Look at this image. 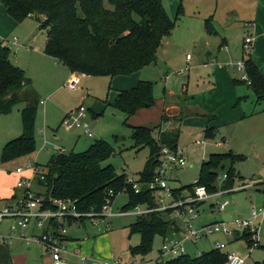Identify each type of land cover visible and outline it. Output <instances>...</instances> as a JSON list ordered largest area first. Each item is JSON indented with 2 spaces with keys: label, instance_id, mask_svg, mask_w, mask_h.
I'll return each instance as SVG.
<instances>
[{
  "label": "rangeland",
  "instance_id": "rangeland-1",
  "mask_svg": "<svg viewBox=\"0 0 264 264\" xmlns=\"http://www.w3.org/2000/svg\"><path fill=\"white\" fill-rule=\"evenodd\" d=\"M163 2L168 14L174 19L176 15L171 5L167 0ZM247 23L250 22L248 20L241 22L242 30L240 31L225 29L230 43V51L226 57L228 62L224 64L225 66L249 57L254 59L253 46L250 50L244 49L245 38L248 35L251 36L249 29L245 27ZM223 31L224 28L221 31L222 34H224ZM21 34L31 40L28 44L29 49L11 44L9 47L13 64L25 72L39 101L34 120L36 150L9 163L2 162L4 147L10 141L21 137L24 132L23 112L27 104L21 102L11 113L0 115V197L10 198L9 195L17 181L15 172L18 168L25 167L28 161L37 163L42 170H45L57 148L65 147L67 152L79 154L86 152L96 141H104L113 149V155L106 162L107 164L113 165L119 174L126 173L129 179L140 182V174L150 157V149L137 146L131 127H158L162 113L160 100L164 97V91L172 90L177 95L183 96L182 86L188 79L187 96L189 99L191 97V104L200 105L209 110L214 103H217L218 106L211 111L220 116V122H218L216 137L206 140L201 137L203 134L197 137L201 132L200 128H196L197 122L194 120L183 122L179 146L183 150L182 154L187 160V166L173 167L168 170L166 178L169 187L178 189L195 184L200 178L203 162L207 161L211 154L232 150L239 154L237 156L242 155L243 159L233 162L236 156L233 154L232 158L225 159V168L220 169L219 174L227 173L232 166L235 170L234 187L243 184L250 187L219 198L220 202L226 199L230 201V205L223 212L218 210L216 199L199 206L198 218L194 222L195 227L224 222L231 225V230H236L232 222L236 219L249 220L253 207H264V102L256 103V95L247 84L233 83L237 79L242 81L243 76L233 68H225L228 75L232 77L230 82L225 77L219 78L218 88L207 90L213 83L212 61L215 59L220 64L226 60L220 58L218 61L215 58L217 49L215 52L211 49L209 56L203 52V39H205L203 31L193 34L188 33L185 27L176 28L170 37L164 38L158 51L156 65L145 68L140 74L127 77L116 76L111 79L101 76L85 78L79 76L82 82L75 89H69L66 86L73 80L71 71L42 55L47 32L40 30L35 20L23 21L17 31L10 30L5 25L0 26V43L8 44L6 41H11L14 37L20 39ZM195 44H198L200 49L195 48ZM188 55L190 59L187 58ZM261 67L264 69V62L261 63ZM141 80L153 82V96L156 102L151 108L139 110L128 119L116 107L118 91L131 90ZM235 96L236 100L231 105V100H234ZM219 100L221 102H218ZM43 101L45 104L42 105ZM80 106L86 110L82 122L86 123L94 134L92 139L87 138L82 130L69 129L64 124L67 115L79 109ZM155 132L157 134V130ZM197 139L205 140L207 146H197L195 144ZM216 142H222L223 145L216 147ZM147 184L141 185L140 188L147 187L149 185ZM30 189L35 195L46 193L37 179L30 183ZM21 194H23L22 190L14 199H19ZM9 201L6 200L0 205H5ZM128 202L129 196L123 191L115 198L111 209L115 213L119 212ZM211 205L215 207L211 208ZM139 208L144 209L143 206ZM171 217L173 218L174 215ZM136 218L135 215L114 218L111 220L112 227L108 231L105 229L106 222L103 218L86 219L84 225L80 224L79 234L72 228L68 229L71 235L80 239L77 241L79 244L77 249L83 256L92 260V264H106L118 260H121L122 264H156L157 261L173 258L162 255L164 242L161 235L154 237L152 251L149 254L132 253V248L140 244V236L131 233V225L135 223ZM12 222L11 219H6L2 225L5 227ZM256 226L259 229V247L248 246L245 240L236 241L235 238L216 234L200 240L196 245L189 246L188 254L196 257L211 251L215 243H224L228 245L226 251L237 253L245 260V264H264V218L257 221ZM172 237V231L168 232L166 241H170ZM22 250L24 251L25 248ZM10 261L2 259L0 264H11Z\"/></svg>",
  "mask_w": 264,
  "mask_h": 264
},
{
  "label": "trees",
  "instance_id": "trees-1",
  "mask_svg": "<svg viewBox=\"0 0 264 264\" xmlns=\"http://www.w3.org/2000/svg\"><path fill=\"white\" fill-rule=\"evenodd\" d=\"M0 3L18 23L33 18L40 29L47 32L46 55L72 73L93 77L131 76L156 64L164 38L170 37L176 26V19L170 17L162 0H0ZM244 62L250 84L239 81L254 91L258 103H263L264 77L251 57L244 59ZM28 84L31 83L25 72L11 60V49L0 43V115L11 113L21 102L27 104L23 112V135L4 147L3 163L36 150L34 120L39 101L35 104L28 92L20 93ZM153 88L152 82L140 81L131 90L120 92L116 107L128 119L139 110L151 108L155 103ZM168 120L164 115L162 124L157 127V139L154 137L156 128L131 127L137 146L150 149V157L140 174L141 185L153 182L160 163L161 145L172 150L178 148L180 131L164 132L161 129ZM112 155L113 149L106 142L96 141L84 153L67 152L52 156L43 170L44 179L37 178L45 188L46 193L42 195L45 204H52L53 200H71L82 213H98L109 199L110 191L115 194L111 198L113 201L125 191L129 202L122 212H131L139 206L155 208V196L148 186H143L137 193L128 184L126 173L119 174L113 165L106 163ZM232 155L211 154L203 162L198 181L210 193L216 191L220 169L225 168V161ZM242 159V156L236 155L233 162ZM225 174L227 180L224 187H234L235 170L232 166ZM184 190L192 191V185L173 189L175 193ZM171 216V211L137 216L131 225V233L140 236V244L132 248V253L147 255L152 251L156 235H161L165 242L168 232H178L177 223ZM235 239L245 240L248 246H252L248 232L237 235ZM226 262L225 253L213 248L196 257L185 254L157 261L156 264Z\"/></svg>",
  "mask_w": 264,
  "mask_h": 264
},
{
  "label": "built area",
  "instance_id": "built-area-1",
  "mask_svg": "<svg viewBox=\"0 0 264 264\" xmlns=\"http://www.w3.org/2000/svg\"><path fill=\"white\" fill-rule=\"evenodd\" d=\"M252 43L253 39L247 37L244 41V49L250 50ZM187 58L190 59V56L188 55ZM227 68H233L238 73L243 74L242 81L250 84L244 60L237 63H229L227 64ZM67 86L69 89L77 88L79 86L78 79L73 78ZM41 103L44 104V102ZM85 112V108L80 106L79 109L67 115L64 124L69 129L82 130L87 138L92 139L94 138V134L89 130L88 125L82 122L85 118ZM205 140L198 139L196 143L198 145H206ZM215 144L217 146L222 145V142H216ZM65 153H67V150L63 147L55 150V155ZM182 153L183 151L179 147L176 150H172L166 145H161L160 163L156 169L153 182L148 185V188L153 191L155 196V203L157 205L155 208L140 209L137 207L131 212L119 211L116 213L111 209L114 202L111 198L115 195L113 191L109 192V199H107L102 210L98 213H82L71 200H53L52 204L46 205L45 198L42 195L33 194L30 189V183L34 179L38 177L42 180L44 179L43 170L38 164L29 161L25 167L16 170V173L19 175H23L26 171L32 173V178L21 177L16 185L19 190L23 191V194H21L19 199H14V201L0 210V224L6 219L14 220V224L10 228V234L3 236L0 234V242L10 244L13 238H20L27 244H41L45 248L46 253L51 257L53 264H70L71 256L78 257L79 264H89L88 258L83 256L80 250L72 253L69 249L70 231L68 228L77 230L86 219L103 218L106 222L105 229L108 231L112 227L111 220L117 217L127 215L142 216L153 212L171 211L179 231L173 232L172 235H175V237L163 243L161 251L163 256L176 258L188 254L189 245H196L200 240L216 234H221L227 238H235L237 235L248 232L251 237L252 246H259V229L256 226V222L264 218V207H253L249 220L236 219L232 222V225L236 226V230H231V225L224 222H215L198 228L195 227L194 222L198 218V208L201 204L216 199L218 210L223 212L230 205V201L226 199L220 202L219 198L245 190L250 186L243 184L238 187L225 188L224 183L227 180V174H219L217 177V189L212 193L204 185H201L199 181L192 185V191L184 190L175 193L169 187L166 176L168 170L173 167L183 168L187 166V160ZM127 182L133 186L137 193L140 192L141 184L138 181L128 178ZM214 207L215 205H211V208ZM32 228L40 231V234L29 235L28 231ZM227 248L228 245L224 243L214 244V249L225 253L226 264H245L243 258L233 251H226ZM106 264L122 263L118 260Z\"/></svg>",
  "mask_w": 264,
  "mask_h": 264
},
{
  "label": "crops",
  "instance_id": "crops-1",
  "mask_svg": "<svg viewBox=\"0 0 264 264\" xmlns=\"http://www.w3.org/2000/svg\"><path fill=\"white\" fill-rule=\"evenodd\" d=\"M167 1L171 5L172 10L174 14L176 15L174 18L176 19V26L173 32L175 31L176 28L179 29L181 27H185L188 33L192 32L193 34L195 32L199 33L200 31H203L205 33V36H204L205 39L202 38L204 40L203 52L207 53V55L209 56V54L211 55L210 53L211 49L214 52L217 49L215 58L218 61L220 60V58H223L222 60H226L220 64L216 62L215 59L212 61L211 79L213 83H211L212 87L207 88L208 91H211L213 89L216 90L218 88V86L220 85L219 78L225 77V79L228 82H230L229 80L232 77L228 75V72L225 69L227 65L226 66L224 65L228 62L226 57L230 51V43L227 39L228 35H226L227 31H225V29H230V31L231 30L240 31L242 30L241 22H245V20H248L250 23H252V24L247 23L249 25L246 24L245 26L246 28L249 29V33L251 34V36L248 35L247 37H251L253 39V43H252V46H253L252 56L254 58L253 61L264 77V69L261 67V63L264 62V0H167ZM1 6H0V20H1L0 26L5 25V27H8L10 30L14 29V31H17L20 27V23H18L11 16H9L5 7L1 8ZM28 19H31L33 21L35 20L33 18H28ZM35 22L37 21L35 20ZM37 25L39 26L38 22H37ZM207 27H209L210 30H208ZM245 27H243V29ZM223 28H224V31H223L224 34H222L221 32ZM30 41H31L30 39H27L26 36L21 34L20 39L17 37H14L11 41L7 40L6 42H8V44H5V45L9 47V44H11L12 46H15V47H23V48L25 47L29 49L28 44L30 43ZM46 41H47V34H46ZM46 41H45V45H46ZM194 46L195 48L200 49V46L198 44H195ZM44 49H45V46L43 48V53H42L44 57H46L47 59L51 61H54L55 63H58L59 65H62L59 62L52 59L51 57H49L48 55H46ZM157 62H158V59H157ZM156 64H153V65H156ZM144 69H142L141 71L133 75L140 74ZM71 75L73 76V78L78 79L79 86L82 82L81 79L87 77V75H82V74H77V73H72V72H71ZM79 76H81L82 78H80ZM187 77L189 78L188 74H187ZM147 82H150V81H147ZM233 83L240 84L241 82L237 79V80H234ZM67 85L68 84H66V86ZM188 86L189 85H188V79H187V83L183 84L182 86L183 96L177 95L172 90H169L168 92L164 91V97L163 99L160 100V103H161L160 105L162 107V111H161L162 113H161V123L159 124V126L162 124V118L165 115L169 120L167 121L166 124H164L161 127L162 131L169 132L173 130H179L180 135H181L183 122H185L186 120H189V121L194 120L195 122H197L196 124H198L196 128L197 129L200 128L199 130L201 131L200 135H198L197 137L203 134L201 137H203L204 139H214L218 132V126H219L218 122H220L219 121L220 116L217 115V113L215 114L213 111L218 105L217 103H214V105H212V107H210L209 110L202 108L200 105H192L191 100H190L191 97L189 99V96H187ZM120 92L118 91V95L120 94ZM235 100H236V96L234 100H231L232 103L230 104L233 105V102ZM218 102H221V100H219ZM256 103L261 104L257 102V97H256ZM139 127H142V126H139ZM147 128L154 129V127L152 128L147 127ZM155 128H156L155 129L156 131L157 127ZM208 129L210 130L209 132H208ZM154 133H155L154 137L157 139L158 133L157 134L156 132ZM179 140H180V137H179ZM225 142H228V141H225ZM195 144L200 147L207 146V144L198 145L196 141H195ZM222 145H218V146L216 145V147H221ZM178 147L180 148L179 141H178ZM227 153L239 155V154L234 153L232 150H229L228 152H224V153H217V154H227ZM15 175L17 176V181L14 185V189L11 191L9 195L10 198L8 196L0 197V204L5 202L6 200H10V201L5 205H0V210L6 207L8 204H10L12 201H14V197L16 196V194H18V192L21 191L16 186L20 178L21 177L32 178V173L29 171L24 172L23 175H19L15 172ZM129 216H132V215H127V216H122V217H129ZM122 217H117V218H122ZM11 221L14 222V220L12 219ZM12 224L7 225L5 227L2 224H0V234L2 236L10 234V228ZM83 225H84V222H83ZM74 230L76 233L79 234V231L81 230V225L79 229L77 230L74 229ZM28 234L31 236L39 235L40 231L32 228L28 231ZM176 236H179V235H176ZM174 237L175 235L172 238ZM79 240H80L79 238H75L70 233V239H69L70 242L68 246L72 253H75L77 250H79L77 249V247L79 246V244H77L78 243L77 241ZM22 248H25V250L23 251ZM2 259L11 260L10 261L11 264H46V263L53 264L51 257L46 253L45 248L41 244L39 243L27 244L24 240L20 238H13L10 244H3L0 242V261ZM74 260L76 261L74 262ZM88 260H89V264H92V260L90 259ZM70 264H79V258L76 256H71Z\"/></svg>",
  "mask_w": 264,
  "mask_h": 264
},
{
  "label": "water",
  "instance_id": "water-1",
  "mask_svg": "<svg viewBox=\"0 0 264 264\" xmlns=\"http://www.w3.org/2000/svg\"><path fill=\"white\" fill-rule=\"evenodd\" d=\"M24 92H28V94L30 95V99H32L35 104L38 102L36 94L31 84H28L22 88L20 93H24Z\"/></svg>",
  "mask_w": 264,
  "mask_h": 264
}]
</instances>
